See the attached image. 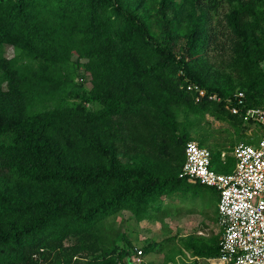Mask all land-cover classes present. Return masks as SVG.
I'll use <instances>...</instances> for the list:
<instances>
[{
  "label": "trees",
  "instance_id": "trees-1",
  "mask_svg": "<svg viewBox=\"0 0 264 264\" xmlns=\"http://www.w3.org/2000/svg\"><path fill=\"white\" fill-rule=\"evenodd\" d=\"M238 93L264 108V0H0V264H127L110 219L196 196L200 119L258 129ZM221 236L181 244L212 257Z\"/></svg>",
  "mask_w": 264,
  "mask_h": 264
},
{
  "label": "built area",
  "instance_id": "built-area-1",
  "mask_svg": "<svg viewBox=\"0 0 264 264\" xmlns=\"http://www.w3.org/2000/svg\"><path fill=\"white\" fill-rule=\"evenodd\" d=\"M188 90H192L191 86ZM193 90L204 96L194 86ZM211 100H218L215 96ZM231 113H242L246 124L258 127L257 145L239 143L232 151L235 170L218 174L211 170L210 153L196 142L185 146V162L180 177L190 183L214 189L218 194L217 227L222 232L218 255L206 257V264H264V108L240 112L243 94L235 97ZM224 157V155H222ZM127 264H146L141 249L135 248ZM193 263L203 264L197 258Z\"/></svg>",
  "mask_w": 264,
  "mask_h": 264
},
{
  "label": "rangeland",
  "instance_id": "rangeland-1",
  "mask_svg": "<svg viewBox=\"0 0 264 264\" xmlns=\"http://www.w3.org/2000/svg\"><path fill=\"white\" fill-rule=\"evenodd\" d=\"M13 54L11 47H5V57L10 58ZM178 118L183 121L182 114ZM190 137L191 141L202 143V147L212 152L211 170L217 173L221 171L218 164L223 163L219 156L222 148L230 152L235 144L257 145L260 134L257 128L238 126L231 120H217L206 115L200 119L199 125L190 130ZM224 160L230 170L234 163L231 154L226 155ZM213 190L202 187L196 196H192L193 191L189 190L186 191L187 195L167 197L159 204L161 208L151 213V220L136 223L124 211L111 218L109 223L125 236V242H120L122 247L131 246L142 250L148 245L153 247L150 253L143 255L146 264H193L194 256L183 248L181 241L188 238L210 241L217 238L220 232L216 225L217 201ZM205 258H199L203 264H206Z\"/></svg>",
  "mask_w": 264,
  "mask_h": 264
},
{
  "label": "crops",
  "instance_id": "crops-1",
  "mask_svg": "<svg viewBox=\"0 0 264 264\" xmlns=\"http://www.w3.org/2000/svg\"><path fill=\"white\" fill-rule=\"evenodd\" d=\"M238 145V144H237ZM236 146V144L230 149V152H228V150L226 151V150H224L223 148L219 151V154H220V156H221V158L223 159L224 157H222V155H229V154H231V156H232V151H233V149H234V147ZM223 165H225L224 163L223 164H219L218 165V169L219 170H221L220 172H217L218 174H224L227 170L223 167ZM235 170V166H234V169H233V171ZM232 171V172H233ZM231 172V173H232ZM189 183V182H188ZM214 191V190H213ZM217 192L216 191H214V194H213V196H214V199H215V202L217 201L218 202V200H217V194H216ZM217 217H218V215H217Z\"/></svg>",
  "mask_w": 264,
  "mask_h": 264
}]
</instances>
